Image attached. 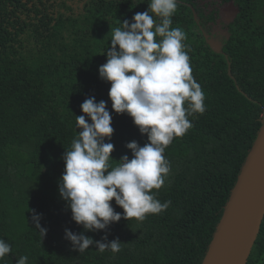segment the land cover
<instances>
[{"label":"trees","instance_id":"obj_1","mask_svg":"<svg viewBox=\"0 0 264 264\" xmlns=\"http://www.w3.org/2000/svg\"><path fill=\"white\" fill-rule=\"evenodd\" d=\"M202 1L178 0L172 16L171 27L186 33L205 111L187 117L192 127L163 154L171 170L152 191L169 207L143 221L122 215L105 230L86 231L59 193L62 157L90 97L106 101L112 115L114 133L105 142L114 145L113 166L132 158L127 143L149 142L129 115L112 110L111 85L98 69L107 62L111 30L131 24L150 0H0V238L12 245L0 264L21 256L27 264H201L264 116V0H220L236 13L225 33L210 36L218 50L207 39L216 12L207 13ZM65 229L94 241L119 239L121 251L101 253L93 244L79 253ZM246 264H264V219Z\"/></svg>","mask_w":264,"mask_h":264},{"label":"clouds","instance_id":"obj_2","mask_svg":"<svg viewBox=\"0 0 264 264\" xmlns=\"http://www.w3.org/2000/svg\"><path fill=\"white\" fill-rule=\"evenodd\" d=\"M177 8L178 0H150L148 10L135 13L131 24L121 22L111 30V46L102 54L107 62L98 69L100 79L111 85L112 110L129 115L149 142L143 146L127 143L132 158L124 155L113 166L114 145L105 142L114 133L107 102L90 97L80 105L84 115L76 116V124L81 130L63 154L59 193L71 210V219L86 231L105 230L122 215L125 220L143 221L147 214H158L171 203H161L152 191L164 185L171 170L163 154L174 137L192 127L187 117L205 111L204 93L191 74L185 50L186 33L171 27ZM113 199L123 214L114 210ZM32 219L44 238L47 229L40 225L41 215L34 212ZM65 238L79 253L93 244L101 253L121 251L119 239L106 242L107 236L103 242L94 241L83 232L65 229ZM9 253L12 245L0 238V259ZM27 261V256H21L16 264Z\"/></svg>","mask_w":264,"mask_h":264},{"label":"water","instance_id":"obj_3","mask_svg":"<svg viewBox=\"0 0 264 264\" xmlns=\"http://www.w3.org/2000/svg\"><path fill=\"white\" fill-rule=\"evenodd\" d=\"M264 219V116L201 264H246Z\"/></svg>","mask_w":264,"mask_h":264},{"label":"rangeland","instance_id":"obj_4","mask_svg":"<svg viewBox=\"0 0 264 264\" xmlns=\"http://www.w3.org/2000/svg\"><path fill=\"white\" fill-rule=\"evenodd\" d=\"M200 4L208 13L214 11L215 21L209 24L210 31L207 39L213 49L218 50L219 42L210 36L225 33V26L233 19L236 13V7L232 2L222 3L220 0H203Z\"/></svg>","mask_w":264,"mask_h":264},{"label":"built area","instance_id":"obj_5","mask_svg":"<svg viewBox=\"0 0 264 264\" xmlns=\"http://www.w3.org/2000/svg\"><path fill=\"white\" fill-rule=\"evenodd\" d=\"M263 115H264V108H263Z\"/></svg>","mask_w":264,"mask_h":264}]
</instances>
